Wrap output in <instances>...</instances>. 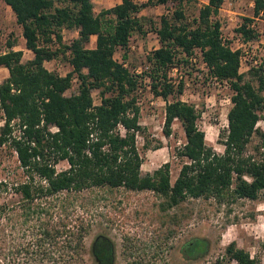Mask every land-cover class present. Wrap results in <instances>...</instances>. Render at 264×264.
<instances>
[{"label":"trees","instance_id":"trees-1","mask_svg":"<svg viewBox=\"0 0 264 264\" xmlns=\"http://www.w3.org/2000/svg\"><path fill=\"white\" fill-rule=\"evenodd\" d=\"M0 1L11 8L21 26L24 46L33 53L25 61L22 50L0 53V66L8 70V77L0 82L4 121L0 144L9 143L29 176L15 191L20 196L22 213L25 212L22 223L29 226L35 215L40 229L34 233V223L29 227V238L12 246L6 247V242L1 241L0 260L69 264L80 257L89 229L60 214L57 218L49 213L48 217H41L47 211L37 210L41 206L37 200L61 193L69 196L84 190L120 187L149 190L163 199L162 210L180 211L182 204L198 198L214 199L218 204L235 198L261 197L264 201V131L255 127L264 110V70L251 69L248 79L239 73L240 52L230 49L221 36L219 20L213 18L224 0H208L193 22L187 20L182 7L191 0H173L179 6L171 15H161L158 26L149 20V28L155 30L159 40V47L147 55L151 90L165 100L173 96L165 103L164 133L168 136L178 120L185 136L177 150V155L185 160L174 181L169 162L152 173L141 172L142 158L136 142L137 133L141 132L136 91L142 86L144 75L133 74L114 57L118 48L123 49V58L127 57L133 34H147L146 17L140 15L141 10L169 0H121L97 14L93 0ZM252 1L253 18L264 16V0ZM243 20L237 32L246 40L255 38L256 30L248 27L253 19ZM63 29L77 31L68 44L63 42ZM92 36L96 37L94 47L89 46ZM13 44L8 42L9 47ZM195 49L201 51L211 74L228 80L233 90L222 153L207 145L204 131L197 124L199 113L195 105L179 97L182 82L176 87L168 82L170 66L175 62L187 63ZM59 56L71 66L66 75L44 65L46 60ZM74 78L78 82L77 92L67 95ZM94 89L100 93L98 104L92 97ZM14 125L18 126L19 135L12 134ZM253 135L258 138L255 149L259 157L247 153ZM60 161H66L68 167L58 171L56 164ZM34 176L40 181H35ZM171 216L178 219L175 214ZM189 216L190 212L184 213L185 219ZM180 250L187 261H200L209 253L210 241L193 237ZM90 252L96 264H114V245L107 236L96 235ZM224 255L237 264H261L238 248L235 241L225 246ZM220 261L215 258L202 264Z\"/></svg>","mask_w":264,"mask_h":264},{"label":"rangeland","instance_id":"rangeland-1","mask_svg":"<svg viewBox=\"0 0 264 264\" xmlns=\"http://www.w3.org/2000/svg\"><path fill=\"white\" fill-rule=\"evenodd\" d=\"M121 0H93L94 11L112 7ZM143 2L145 0H135ZM208 0H191L182 5L184 14L189 22L197 17L200 7ZM177 2L169 0L165 4L147 5L140 15L146 17L144 28L148 29L145 36L135 33L131 36L127 57L123 58V49L118 48L114 57L116 60L127 59L128 68H136L147 63V55L159 47V40L155 30L150 29L149 20L159 25L161 15H171L178 7ZM252 0H224L218 13L213 18L218 19L221 26L223 40L229 44L235 40L237 28L243 23L244 17L253 20L249 22L252 29L264 31V16L253 18ZM21 26L17 24L14 13L4 2L0 3V53L7 50L8 42L16 43L17 47L24 46ZM77 36L76 30H62L63 42L69 43ZM96 37L92 36L89 46H95ZM68 53V51H66ZM258 54V51H256ZM27 52L23 61L32 58ZM244 64L246 61L243 62ZM47 69L66 75L71 66L68 61L59 56L46 60ZM181 74L182 93L180 98L195 105L199 117L198 127L204 131L205 141L217 153L224 151L223 141L227 132V114L232 106L231 85L226 87L216 85L210 80L211 73L205 69L201 51L187 58V63L175 62ZM200 74V77L198 76ZM245 79L250 74L243 73ZM8 76L7 68L0 66V82ZM179 81L174 84L176 87ZM256 84V80H252ZM77 79L74 78L66 94L76 93ZM264 95V90L262 91ZM139 96L136 93V97ZM95 104L100 103L98 89L92 90ZM169 101L173 96H169ZM161 96L153 94L145 88L140 96V125L141 132L137 133L136 142L142 158L141 172L152 173L163 163H170L172 181L179 173L185 160L177 155V150L185 142L183 128L178 120L171 127V133H164V109L166 101ZM264 111V110H263ZM260 117H263L262 113ZM0 111V127L3 125ZM13 135H19L17 125L13 127ZM259 129L260 126L258 127ZM54 129V128H52ZM146 143L148 146L145 148ZM258 143L256 135L251 137L247 153L259 157L255 149ZM68 167L66 161L56 164V169ZM29 176L18 160L17 153L9 143L0 144V242L5 241L6 247L13 243L29 238L30 226L35 225L34 233L40 232L35 215L29 226L22 223L23 212L20 196L15 193L16 187L28 181ZM35 181L40 179L34 176ZM43 182V181H42ZM163 199L152 191H133L122 187L107 189L84 190L81 194L69 195L61 193L37 200L41 204L38 211H47L41 217H48V213L57 218V215L67 217L75 224H83L89 230L85 234L84 249L80 257L73 259L69 264H96L90 246L94 237L103 234L111 239L115 250L114 264H202L206 261L219 258L220 264H237L224 255L225 246L231 241L237 243L238 248L247 251L261 264L264 263V201L261 197L256 200L235 198L222 204L214 199H191L179 208L162 210L160 203ZM44 208V209H41ZM190 212L188 219L184 213ZM39 214V213H38ZM177 215L173 219L171 215ZM45 215V216H44ZM47 219V218H46ZM204 237L210 241L209 253L200 261H187L181 253V246L193 237ZM56 254L57 251H54ZM11 257V254H9ZM224 255V256H222ZM0 264H25L17 261L0 260ZM42 264V263H39ZM45 264H61L49 262Z\"/></svg>","mask_w":264,"mask_h":264},{"label":"built area","instance_id":"built-area-1","mask_svg":"<svg viewBox=\"0 0 264 264\" xmlns=\"http://www.w3.org/2000/svg\"><path fill=\"white\" fill-rule=\"evenodd\" d=\"M248 27L250 26L248 25ZM251 28H253L252 25H251ZM255 30L257 32V36L255 38L246 40L244 39L242 34L238 32L235 34L236 39L235 40L231 39L230 43L228 44L231 50L233 51L238 50L240 52L239 53V67H238L239 73H247L253 68H260V67L264 70V63H263L264 31L258 30V29H255ZM52 38L55 40L54 36H52ZM256 51H258V54H256ZM118 61L122 63L124 67H128L127 59H121ZM244 61H246L245 64L243 63ZM203 63L205 65V69L210 72V69L207 66V64L204 61ZM150 65L151 64L147 62V63H144L143 65H140L136 68L131 69V72L133 74H137V75L143 74L144 75L142 78L143 79L142 86H140L136 91V93L139 95L136 97L137 105H139L140 103V96L143 95V90L145 88L149 90L151 89V78L148 74L150 72ZM198 76L200 77V74ZM167 77H168V82L172 83L173 85L179 81V79L181 78V74L179 73L178 67L176 65L170 66V68L167 71ZM210 80L212 83H215L216 85H219V86L222 85L226 87L227 85H230V82L228 80H219L212 74L210 76ZM262 115L263 117L259 118V120L256 122L255 127L258 128L260 126L261 130L264 131V111ZM227 128H228V122H227ZM121 132H123V129H121ZM232 261L237 263V261L234 259H232ZM206 262L209 263L210 261H206Z\"/></svg>","mask_w":264,"mask_h":264},{"label":"crops","instance_id":"crops-1","mask_svg":"<svg viewBox=\"0 0 264 264\" xmlns=\"http://www.w3.org/2000/svg\"><path fill=\"white\" fill-rule=\"evenodd\" d=\"M0 3H2V1H0ZM8 6V5H7ZM22 38H23V36H22ZM23 40H24V38H23ZM24 43H25V40L23 41ZM17 47V45H16V43L15 44H13L12 45V47H9L8 46V44H7V50L6 51H8L9 49H13V50H22L23 51V55L27 52V54H30L29 55V57H31V54L33 55V53L31 52V50H29V49H26L25 48V46H20L19 48H16ZM3 52H5V51H3ZM30 59V58H29ZM8 77V76H7ZM2 78H6V76H4V77H2ZM1 81V80H0Z\"/></svg>","mask_w":264,"mask_h":264}]
</instances>
